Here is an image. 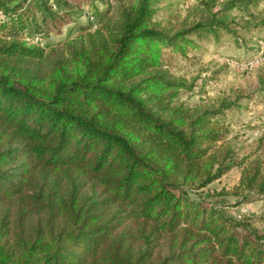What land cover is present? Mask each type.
I'll use <instances>...</instances> for the list:
<instances>
[{
	"label": "trees",
	"instance_id": "1",
	"mask_svg": "<svg viewBox=\"0 0 264 264\" xmlns=\"http://www.w3.org/2000/svg\"><path fill=\"white\" fill-rule=\"evenodd\" d=\"M176 2L0 0V264H264V235L194 194L238 169L237 203L264 195V160L221 121L240 105L188 106L174 72L239 38L164 18Z\"/></svg>",
	"mask_w": 264,
	"mask_h": 264
},
{
	"label": "rangeland",
	"instance_id": "2",
	"mask_svg": "<svg viewBox=\"0 0 264 264\" xmlns=\"http://www.w3.org/2000/svg\"><path fill=\"white\" fill-rule=\"evenodd\" d=\"M228 1L185 0L183 6L176 2L162 14L164 18L179 14L181 24L185 25L216 15L224 18L239 38V42H235V38L224 35L219 46L206 45L201 53L190 52V59H176V77L189 86L194 84L193 90L182 91L180 100L188 106L209 107L223 99L240 105L226 110L221 118L229 130V142L239 158L251 155L264 160V26L256 29V25L264 23V0L248 9L221 12ZM84 7L90 10L89 5ZM80 21L85 22L86 17H81ZM76 32L75 24H70L60 35L45 37L38 34L29 40L48 46L72 37ZM240 175V170L234 169L194 194H203L205 203L224 210L264 235V195L237 203L241 196L235 195L234 189Z\"/></svg>",
	"mask_w": 264,
	"mask_h": 264
}]
</instances>
